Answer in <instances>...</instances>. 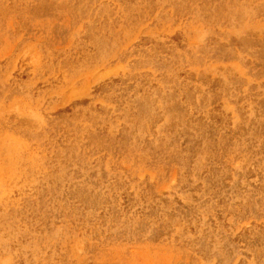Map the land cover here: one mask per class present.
I'll list each match as a JSON object with an SVG mask.
<instances>
[{
	"label": "rangeland",
	"instance_id": "obj_1",
	"mask_svg": "<svg viewBox=\"0 0 264 264\" xmlns=\"http://www.w3.org/2000/svg\"><path fill=\"white\" fill-rule=\"evenodd\" d=\"M0 264H264V0H0Z\"/></svg>",
	"mask_w": 264,
	"mask_h": 264
}]
</instances>
